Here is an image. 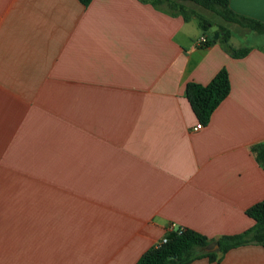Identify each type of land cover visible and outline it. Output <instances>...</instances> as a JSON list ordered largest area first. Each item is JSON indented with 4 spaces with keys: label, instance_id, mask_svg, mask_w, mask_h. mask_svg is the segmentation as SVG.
Returning a JSON list of instances; mask_svg holds the SVG:
<instances>
[{
    "label": "crops",
    "instance_id": "crops-1",
    "mask_svg": "<svg viewBox=\"0 0 264 264\" xmlns=\"http://www.w3.org/2000/svg\"><path fill=\"white\" fill-rule=\"evenodd\" d=\"M229 5L264 21V0ZM215 28L147 0H0V264H136L170 223H253L264 45L197 44ZM222 66L230 91L195 129L185 85ZM186 264H264V247Z\"/></svg>",
    "mask_w": 264,
    "mask_h": 264
},
{
    "label": "trees",
    "instance_id": "trees-1",
    "mask_svg": "<svg viewBox=\"0 0 264 264\" xmlns=\"http://www.w3.org/2000/svg\"><path fill=\"white\" fill-rule=\"evenodd\" d=\"M87 4L90 0H80ZM155 7L170 13L181 14L185 19L195 16L202 30H207L212 25V20L205 14L198 12L192 5L209 9L226 22H234L260 33H264V21L252 16L240 14L229 5V0H147ZM219 35L210 38L205 44L219 39L226 50L234 57L247 53L249 47H235L229 43L232 29L225 24L218 23ZM229 73L225 66L220 67L207 83L188 81L185 85V94L197 117V121L206 124L212 111L230 91ZM255 159L264 169V140L251 145ZM245 212L253 219V223L235 233L222 234L217 238L208 237L204 233L183 226L181 230H167L166 241H158L147 248L136 260V264H186L194 259L207 256L210 260L220 259L221 254L228 249L247 244L258 243L264 247V198L249 205ZM216 239L219 243L217 250L208 251L205 246Z\"/></svg>",
    "mask_w": 264,
    "mask_h": 264
},
{
    "label": "rangeland",
    "instance_id": "rangeland-1",
    "mask_svg": "<svg viewBox=\"0 0 264 264\" xmlns=\"http://www.w3.org/2000/svg\"><path fill=\"white\" fill-rule=\"evenodd\" d=\"M191 6H193L195 10L205 14L206 16H208L212 20V22H213L212 25H210L208 27L209 31H213L215 26L218 25V23L225 24L226 26L230 27L232 30L235 29V30L243 31L245 29L244 27L240 26L237 23L226 22L225 20L220 18L217 14H215L214 12H212L209 9L203 8V7L198 6V5H192L191 4ZM240 40H241L242 44H244V45H251V44H262V45H264V33H260V32H257L255 30H252V29H246L245 34L243 33L242 35H240Z\"/></svg>",
    "mask_w": 264,
    "mask_h": 264
},
{
    "label": "built area",
    "instance_id": "built-area-1",
    "mask_svg": "<svg viewBox=\"0 0 264 264\" xmlns=\"http://www.w3.org/2000/svg\"><path fill=\"white\" fill-rule=\"evenodd\" d=\"M206 41H207V36L205 34H201L196 40L197 44H205ZM202 125L203 124H201V122L198 121V123L196 125H194V128L195 129L200 128V127H202ZM182 227L183 226H181V225H175L174 223H170L167 230L178 229L180 231ZM166 239H167V237L164 234L160 241L164 242V241H166Z\"/></svg>",
    "mask_w": 264,
    "mask_h": 264
},
{
    "label": "water",
    "instance_id": "water-1",
    "mask_svg": "<svg viewBox=\"0 0 264 264\" xmlns=\"http://www.w3.org/2000/svg\"><path fill=\"white\" fill-rule=\"evenodd\" d=\"M218 31H215L214 32V37L216 38L218 36ZM219 247V243L218 241L214 240V241H211L209 242L206 246H205V249L208 250V251H211V250H216L218 249Z\"/></svg>",
    "mask_w": 264,
    "mask_h": 264
}]
</instances>
